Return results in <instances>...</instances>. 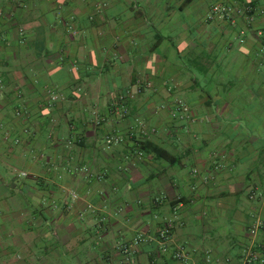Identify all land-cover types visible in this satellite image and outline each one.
Returning a JSON list of instances; mask_svg holds the SVG:
<instances>
[{
    "label": "crops",
    "instance_id": "obj_1",
    "mask_svg": "<svg viewBox=\"0 0 264 264\" xmlns=\"http://www.w3.org/2000/svg\"><path fill=\"white\" fill-rule=\"evenodd\" d=\"M125 244L127 264L264 255V0H0V264Z\"/></svg>",
    "mask_w": 264,
    "mask_h": 264
},
{
    "label": "built area",
    "instance_id": "obj_2",
    "mask_svg": "<svg viewBox=\"0 0 264 264\" xmlns=\"http://www.w3.org/2000/svg\"><path fill=\"white\" fill-rule=\"evenodd\" d=\"M247 10L249 7L246 8ZM211 12L221 18H230L231 15L234 12V8L230 4H223L219 1H215L211 6ZM53 94V92H51ZM180 105L182 104L179 102ZM183 105V104H182ZM105 143L108 146L119 144L123 141V137L118 133H111L105 136L104 139ZM257 230V225L254 226L252 229L253 232ZM159 237L161 239V245H162V251H168V242L171 240V224H168L164 226L159 232ZM152 238L149 234L144 233H138L134 240L133 244H138L140 242L146 241L148 239ZM131 244H125L122 246V252L124 253V262L122 264H127L130 262L131 259ZM173 256L179 260H183L185 264H195L193 262L188 261L187 254L183 247H179L177 250L174 251ZM208 260H210V257H208ZM227 264H233V263H227ZM242 264H264V255L260 256L255 252H247L244 256V260Z\"/></svg>",
    "mask_w": 264,
    "mask_h": 264
}]
</instances>
